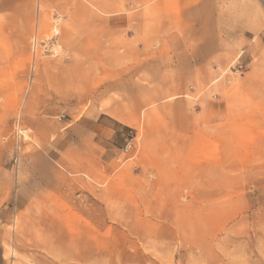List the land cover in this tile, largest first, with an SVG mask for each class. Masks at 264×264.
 I'll return each mask as SVG.
<instances>
[{
    "label": "rangeland",
    "instance_id": "rangeland-1",
    "mask_svg": "<svg viewBox=\"0 0 264 264\" xmlns=\"http://www.w3.org/2000/svg\"><path fill=\"white\" fill-rule=\"evenodd\" d=\"M0 264H264V0H0Z\"/></svg>",
    "mask_w": 264,
    "mask_h": 264
},
{
    "label": "bare ground",
    "instance_id": "bare-ground-1",
    "mask_svg": "<svg viewBox=\"0 0 264 264\" xmlns=\"http://www.w3.org/2000/svg\"><path fill=\"white\" fill-rule=\"evenodd\" d=\"M58 21H59V20H58ZM52 27H53V30H54V31H53L54 33H53V34H55L56 32L58 33V31H57L58 26H57V27L52 26ZM34 67H36V63H35V66H34ZM36 71H37V69H36ZM35 73H36V72H35ZM25 135H26V137H27L29 134L26 133ZM26 137H25V139H26ZM29 140H30V139H29Z\"/></svg>",
    "mask_w": 264,
    "mask_h": 264
}]
</instances>
